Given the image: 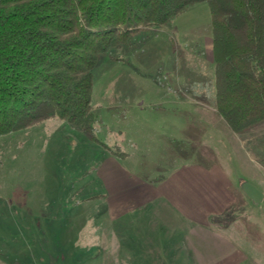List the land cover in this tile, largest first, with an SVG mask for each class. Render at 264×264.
Returning <instances> with one entry per match:
<instances>
[{
	"label": "rangeland",
	"instance_id": "rangeland-1",
	"mask_svg": "<svg viewBox=\"0 0 264 264\" xmlns=\"http://www.w3.org/2000/svg\"><path fill=\"white\" fill-rule=\"evenodd\" d=\"M214 67L211 13L202 2L99 55L92 104L95 134L107 146L57 118L0 136V264H264V198L249 203L238 197L232 215L204 225L173 217L169 208L154 203L150 207L159 218L153 216L164 226L153 227L151 234L143 227L129 243L135 249L124 253L119 249V208L109 206L94 178L99 157L122 149L120 138L127 143V135L143 131V143L128 146L139 154L140 147L151 141L159 145L160 135L171 136L176 129H168L175 122H165L162 111L135 109L143 83L171 87L166 90L171 99L187 100L181 108L188 109L193 124L209 125L198 148L211 149L201 156L204 162L215 159L233 176L264 190V123L239 135L211 121L213 112L204 104L215 98ZM154 98L155 103L165 101ZM166 106L174 113L170 103ZM133 157L125 160L128 167ZM143 165L146 170L138 175L162 176L163 169Z\"/></svg>",
	"mask_w": 264,
	"mask_h": 264
},
{
	"label": "trees",
	"instance_id": "trees-1",
	"mask_svg": "<svg viewBox=\"0 0 264 264\" xmlns=\"http://www.w3.org/2000/svg\"><path fill=\"white\" fill-rule=\"evenodd\" d=\"M202 2L217 110L238 133L264 123V0H0V136L57 118L101 142L92 104L99 55Z\"/></svg>",
	"mask_w": 264,
	"mask_h": 264
},
{
	"label": "crops",
	"instance_id": "crops-1",
	"mask_svg": "<svg viewBox=\"0 0 264 264\" xmlns=\"http://www.w3.org/2000/svg\"><path fill=\"white\" fill-rule=\"evenodd\" d=\"M139 89L140 93L138 95L140 98H135V103H133L135 109L139 108L143 111L149 109V112L162 111L165 114L163 116L166 118L165 122H175L176 124L168 126V129L170 130L173 127L176 129H174L171 136L160 135L162 143L160 142L159 145L151 141L150 146L140 147L141 154H137L138 152L132 154L130 152L132 149L128 146L143 143L141 141L143 137L140 134L143 131L133 137L126 134L129 139L127 143L124 142L125 139H119V145L122 147V149L119 148V151L122 155L105 152L98 159L100 164L95 167L96 177L94 178L101 182L102 191L105 194L104 199L110 204L109 206L119 208V249L123 248L124 253H127L126 250L128 249L132 251L135 249L133 244L131 246L129 243H134L135 234L142 233L141 229L143 227L150 232L153 227L159 226L161 228L164 226L162 221L154 218L156 215L152 211L153 207H150L154 203H161L163 207L169 208L173 217L201 225L207 224L208 219L213 217H229V215H232L235 212L232 205L238 197L245 196L249 203H254L241 188L242 181L248 180L254 183L253 181L243 176H233L229 168L219 164L215 159H210L207 162L203 161L201 156L210 154L211 149L198 148L203 147V135L208 132L209 125L193 124L191 113L188 115V109L183 111L181 108L187 105L186 99H171V93L166 91L171 90V87L165 89L160 85H145L142 83ZM148 94L153 98L148 101L143 100V97L148 96ZM158 96L164 97L162 99L165 101L160 100L155 103L156 98L154 97ZM197 102L199 104V101L196 100ZM168 103L171 104V108H169L174 113L169 110L165 111L168 108L166 106ZM204 105L213 112L209 116L212 122L219 121L227 131L234 134L238 133L233 130L229 122L217 110L214 101L207 102ZM199 118L198 120L203 121L201 117ZM145 121L147 120L145 119ZM252 129L238 134L247 133ZM177 142L179 144H172ZM177 145L179 146L175 150L166 151L164 149V146H168L167 149H170ZM131 155H134L133 158L135 159L133 164H130L132 166L128 167L125 160ZM144 162L150 163L151 167L149 169H163L162 176L138 175L139 171L146 170L143 165ZM261 191L264 198V190L261 189ZM156 217L159 218V216ZM153 233L157 232L153 231ZM161 233L159 231L158 235H161ZM150 239H155V237Z\"/></svg>",
	"mask_w": 264,
	"mask_h": 264
},
{
	"label": "water",
	"instance_id": "water-1",
	"mask_svg": "<svg viewBox=\"0 0 264 264\" xmlns=\"http://www.w3.org/2000/svg\"><path fill=\"white\" fill-rule=\"evenodd\" d=\"M241 188L244 190L247 196H249L255 203L262 200L263 192L253 183L244 180L241 182Z\"/></svg>",
	"mask_w": 264,
	"mask_h": 264
}]
</instances>
